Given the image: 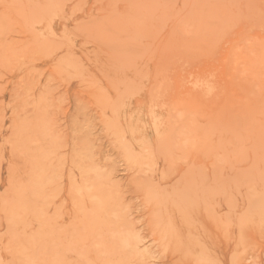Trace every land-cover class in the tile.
<instances>
[{"label":"rangeland","instance_id":"374dc122","mask_svg":"<svg viewBox=\"0 0 264 264\" xmlns=\"http://www.w3.org/2000/svg\"><path fill=\"white\" fill-rule=\"evenodd\" d=\"M0 264H264V0H0Z\"/></svg>","mask_w":264,"mask_h":264}]
</instances>
